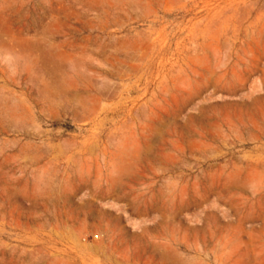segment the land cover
<instances>
[{
  "label": "rangeland",
  "instance_id": "374dc122",
  "mask_svg": "<svg viewBox=\"0 0 264 264\" xmlns=\"http://www.w3.org/2000/svg\"><path fill=\"white\" fill-rule=\"evenodd\" d=\"M0 264H264V0H0Z\"/></svg>",
  "mask_w": 264,
  "mask_h": 264
}]
</instances>
